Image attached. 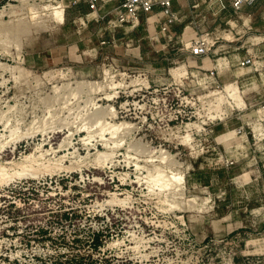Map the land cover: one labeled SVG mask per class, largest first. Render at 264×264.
Instances as JSON below:
<instances>
[{"label":"rangeland","instance_id":"obj_1","mask_svg":"<svg viewBox=\"0 0 264 264\" xmlns=\"http://www.w3.org/2000/svg\"><path fill=\"white\" fill-rule=\"evenodd\" d=\"M76 12L0 0V264H264V79L100 44Z\"/></svg>","mask_w":264,"mask_h":264},{"label":"crops","instance_id":"obj_2","mask_svg":"<svg viewBox=\"0 0 264 264\" xmlns=\"http://www.w3.org/2000/svg\"><path fill=\"white\" fill-rule=\"evenodd\" d=\"M58 1H66L69 6L72 0ZM122 1L105 0L95 12H90L87 0L72 6L77 9L76 19L83 20L82 22L87 20L85 25L100 44L113 42L114 45L118 43L125 45L132 41L140 50H148L147 55L150 52L159 53L169 48L173 49V54L187 50L189 56L183 60L191 65L200 64L199 67L206 73L216 70L223 83L232 81L253 85L260 82L258 75L262 80L264 79V60L252 59L256 54L259 57L264 56V5L245 7L236 12L230 6L226 9H221L218 5L209 7L202 3L203 0H171V12L177 19L169 26V31L164 32L162 27L169 17L162 11L163 6L160 4L155 6V13L144 19L136 28H132L129 24L118 28L109 25L108 20L116 19L117 8ZM198 1H201L200 6L194 8L193 5ZM227 24H230L231 28H242L247 37L244 39V34L237 36L239 33L231 30L234 36L225 37L224 34H229L224 28ZM257 29L263 32L256 38L252 33ZM203 31H212L219 35V38L213 43L207 55L195 56L191 52V45L196 36ZM247 59H250V62L242 64ZM245 73L249 75L244 76ZM249 98L253 105L259 106L264 101V81L259 90L254 89L250 92ZM252 124L250 123L252 137L263 141L264 144V133L261 134L264 127L261 128L259 123H256L253 128Z\"/></svg>","mask_w":264,"mask_h":264},{"label":"built area","instance_id":"obj_3","mask_svg":"<svg viewBox=\"0 0 264 264\" xmlns=\"http://www.w3.org/2000/svg\"><path fill=\"white\" fill-rule=\"evenodd\" d=\"M81 1L82 0H72L70 5H75ZM104 2L105 0H87V5L90 12H95L100 9L101 4ZM202 3L209 7L218 5L221 9H226L230 6L234 11L238 12L245 7L264 5V0H203ZM157 4L163 6L162 11L169 17L162 27L164 32H168L169 26L177 19V17L171 12V0H123L117 8L116 19L108 20V24L112 25L114 28H118L124 24H129L132 28H136L142 24L144 19H148L150 15L155 13V6ZM200 4L201 1H198L193 6L194 8H197ZM208 39L209 38L206 35H203L200 39L195 40L191 45L192 54L195 56L207 55L211 46ZM249 62L250 59H247L243 61L242 64ZM211 75H214L213 71H211ZM257 113V123H259L262 128L264 127V101L260 103Z\"/></svg>","mask_w":264,"mask_h":264},{"label":"bare ground","instance_id":"obj_4","mask_svg":"<svg viewBox=\"0 0 264 264\" xmlns=\"http://www.w3.org/2000/svg\"><path fill=\"white\" fill-rule=\"evenodd\" d=\"M62 7V6H61ZM55 15L57 16V18L59 19V20H63L64 19V10L63 9H61L59 6H56L55 7ZM231 88V85H230V87H229V89Z\"/></svg>","mask_w":264,"mask_h":264}]
</instances>
